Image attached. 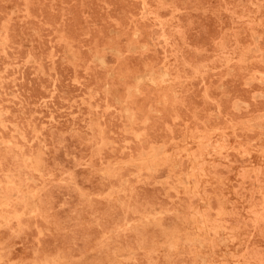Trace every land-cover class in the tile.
<instances>
[{"label":"rangeland","instance_id":"rangeland-1","mask_svg":"<svg viewBox=\"0 0 264 264\" xmlns=\"http://www.w3.org/2000/svg\"><path fill=\"white\" fill-rule=\"evenodd\" d=\"M211 263L264 264V0H0V264Z\"/></svg>","mask_w":264,"mask_h":264},{"label":"bare ground","instance_id":"bare-ground-1","mask_svg":"<svg viewBox=\"0 0 264 264\" xmlns=\"http://www.w3.org/2000/svg\"><path fill=\"white\" fill-rule=\"evenodd\" d=\"M100 58H101V57H100ZM153 72H154V71H153ZM163 74H164V73H163ZM163 74H162V75H163ZM148 75H149V74H148ZM160 75H161V74H160ZM151 76H152V75H151ZM160 77H161V76H159V78H160ZM138 79H139V78H138ZM151 79H152V77L150 78V82H151ZM160 79H162V77H161ZM152 80H153V79H152ZM160 81H163V80H160ZM153 82H154V81H153ZM153 82H151V83H153ZM125 111H126V110H125ZM122 114H123V113H122ZM128 114H129V113H128ZM133 115H134V113H133ZM261 117H262V116H261ZM130 130H131V129H130ZM158 159H159V158H158ZM135 160H136V159H135ZM136 162H137V161H136ZM154 162H155V161H154ZM156 162H157V161H156ZM156 162H155V163H156ZM137 164H138V163H137ZM140 165H141V164H140ZM155 165H156V164H155ZM152 166H153V165H152ZM153 167H154V166H153ZM188 174H189V171H188ZM185 176H186V175H185ZM193 179H194V178H193ZM194 180H195V179H194ZM185 187H186V186H185ZM195 213H196V212H195ZM255 214H256V213H255ZM192 215H194V214H192ZM200 216H201V215H199V217H200ZM254 218H255V217H254ZM191 222H192V221H191ZM191 225H192V224H191ZM200 225H201V224H200ZM202 225H203V224H202ZM186 229H187V228H186ZM198 231H199V230H198ZM188 232H189V231H188ZM203 232H204V230H203ZM215 233H216V232H215ZM227 233H228V232H227ZM190 234H191V233H190ZM173 237H174V236H173ZM204 237H205V236H204ZM189 238H190V237H189ZM231 240H232V239H231ZM233 240H234V238H233ZM233 240H232V241H233ZM170 241H171V239H170ZM211 241H212V240H211ZM232 241H231V242H232ZM204 243H205V242H204ZM211 243H212V242H211ZM192 245H193V244H192ZM213 246H214V243H213ZM235 246H236V245H235ZM211 247H212V245H211ZM205 248H206V247H205ZM180 249H181V248H180ZM182 249H183V248H182ZM182 249H181V250H182ZM212 249H213V248H212ZM171 250H173V249H171ZM190 250H191V249H190ZM192 250H193V249H192ZM173 251H174V250H173ZM193 251H194V250H193ZM227 251H228V250H227ZM227 251H226V252H227ZM192 253H193V252H192ZM201 261H202V260H201ZM211 264H212V263H211ZM227 264H228V263H227Z\"/></svg>","mask_w":264,"mask_h":264}]
</instances>
